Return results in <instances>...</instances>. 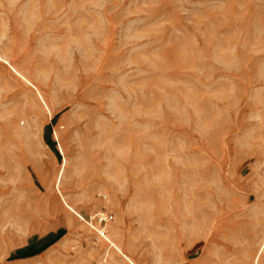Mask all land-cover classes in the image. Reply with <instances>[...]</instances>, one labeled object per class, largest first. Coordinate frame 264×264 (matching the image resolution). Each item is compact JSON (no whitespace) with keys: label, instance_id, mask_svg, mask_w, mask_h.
<instances>
[{"label":"rangeland","instance_id":"rangeland-1","mask_svg":"<svg viewBox=\"0 0 264 264\" xmlns=\"http://www.w3.org/2000/svg\"><path fill=\"white\" fill-rule=\"evenodd\" d=\"M111 243L264 264V0H0V264Z\"/></svg>","mask_w":264,"mask_h":264},{"label":"bare ground","instance_id":"bare-ground-1","mask_svg":"<svg viewBox=\"0 0 264 264\" xmlns=\"http://www.w3.org/2000/svg\"><path fill=\"white\" fill-rule=\"evenodd\" d=\"M82 80H84V78L82 79ZM83 82V81H82ZM81 82V83H82ZM75 98V97H74ZM85 103H87V102H85ZM55 109V108H54ZM61 153L64 155V151H63V149L61 150ZM65 164V158H63V160H62V165H61V168L59 169V171H58V173H57V176H56V179H55V186L58 188V186H60L59 184H60V182H61V176H62V168H63V165ZM64 205L68 208V209H70L71 211H74L73 209H72V207L69 205V204H67L65 201H64ZM77 215H78V217H80V218H82V216L80 215V214H78L77 213ZM84 218V217H83ZM82 218V219H83ZM111 246H113L115 249H116V251H118V252H120V254L123 256V258L124 259H126L127 260V262H128V264H136V263H134V261H132L130 258H128L125 254H123L122 253V251L117 247V246H115L113 243H111ZM132 257V256H131ZM136 261V260H135Z\"/></svg>","mask_w":264,"mask_h":264}]
</instances>
